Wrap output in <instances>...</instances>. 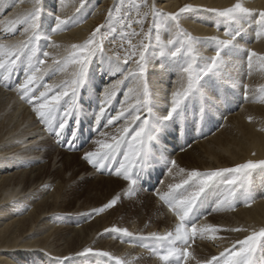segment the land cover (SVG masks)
Segmentation results:
<instances>
[{"label": "bare ground", "instance_id": "bare-ground-1", "mask_svg": "<svg viewBox=\"0 0 264 264\" xmlns=\"http://www.w3.org/2000/svg\"><path fill=\"white\" fill-rule=\"evenodd\" d=\"M97 1L87 0L81 8L79 0H65L64 4L60 0H42V32L51 34V41H39L41 53L48 51L60 59L67 54L71 45L86 42L103 17L104 1H100L92 9V4ZM236 2L237 0H152L150 5L163 13H177L185 5H192L197 9H224ZM242 2L252 10L264 9V0ZM32 8L33 0H0V42L15 44L27 39L29 34L23 31L25 25L11 22L18 21ZM77 8H80L79 12L76 11ZM57 15L62 19L79 18V22L71 24L66 30L51 33ZM216 21L217 18L212 13L204 11L181 16L182 29L202 41L197 45L202 56L214 55V47L207 42V38H228L224 35L225 29L237 27L228 23H221L217 27ZM100 31L103 33L107 30ZM255 32V26L245 24L238 41L244 48L264 55V37L257 39ZM165 33L161 31L162 40L169 38L165 37ZM140 38L131 37L134 44ZM121 41L120 33L106 40V55L119 53L124 56L128 44L126 40L124 43ZM53 42L59 47H49ZM26 63V57L22 56L10 74L0 73V264H58V261L59 264H115L114 260L97 255L100 252L121 258L127 264H162L151 251L155 242L141 238L148 237L151 233L162 235L174 229L176 217L160 199V195L169 191V185L180 183L186 173L192 170L203 172L231 168L248 160H264V91H261L264 89V67L254 58L253 67L249 69L247 52H241L224 79L205 84L202 96L186 102L185 117L168 122V126L159 133L158 140L149 146L151 152L147 165L153 170L144 168L145 166L133 170L138 173L137 181L143 182L147 187L151 186L164 167V174L153 191L141 190L138 182L134 185L131 195L139 193L146 199L143 205L140 202L135 204L136 211L127 213L131 217L122 226L133 235L129 237L106 231L114 228L115 221L111 220L113 211L97 215L93 213L95 208L92 207L104 202L108 196L115 197L119 194L120 197L128 198L129 195L124 194L128 182L114 174L123 157L118 154L115 160L105 161V175H98L104 167L97 168L83 157L86 152L96 149V140L107 139L110 142L111 135L116 134L117 127L123 124V120H120L105 126L107 119L119 110L127 87H132L133 84L126 81L121 85L116 98L97 125L95 114L99 110L103 89L122 77L101 74L99 61L94 59L89 68L88 81L79 91V123L75 118H69L58 141L33 110L43 102V98L28 102L32 97H39L43 87L24 99L16 90L17 85L25 78ZM49 65L51 68L43 83L60 85L70 78L71 67L66 72H53L55 65L52 64L51 56L47 58L46 66ZM5 76L8 78L4 79ZM170 78L172 81L168 84L167 80ZM147 80L153 94L154 111L160 115L166 114L170 94L180 86L176 70L154 56L148 66ZM205 80L209 78L206 77ZM201 108L204 109L203 117ZM74 127L78 129L82 142L93 133L77 153L78 159L82 158L83 161L78 160L82 169L76 178L84 180L94 176L105 187V194L102 196L104 199L93 202L97 205L88 202L83 204L82 208L86 212L82 211L81 215L77 214L78 209L72 212L62 210L67 197L65 190L69 187L68 184L75 181L72 165L76 161V155L73 152H77L78 148L76 151L74 149L78 143L72 139L76 130L71 131V128ZM102 132L108 133V137H101ZM69 141L71 146H68ZM59 151L65 153L62 159L56 156ZM172 160L176 161L177 167H171ZM180 168L185 169V173H180ZM109 171L111 172L108 173ZM182 191L183 189L177 190V193ZM247 192L251 198L250 205L246 203L243 191H239L233 208L214 210L217 194L212 193L195 210L198 215L195 223L198 226L244 228L247 231H218L214 234L217 237L214 240L197 237L189 249L195 259L190 258L187 264H206L213 256H219L225 249H230L236 241L243 240L251 231L264 227V172L260 169L252 173ZM133 198L129 201H135ZM150 198L153 202L149 201ZM89 248L93 250L92 253L80 255ZM255 260L256 264H264V252L258 251Z\"/></svg>", "mask_w": 264, "mask_h": 264}, {"label": "snow or ice", "instance_id": "snow-or-ice-1", "mask_svg": "<svg viewBox=\"0 0 264 264\" xmlns=\"http://www.w3.org/2000/svg\"><path fill=\"white\" fill-rule=\"evenodd\" d=\"M60 3L64 4L65 0H60ZM84 3L85 0H80L81 8ZM125 8V0H119L114 11L109 10L110 30L108 32L101 33L100 29L105 25L99 26L86 42L71 45L67 54L57 59L48 51L41 53L39 41L41 39L51 41V34L42 32V0H33V8L30 12L18 21L11 22L25 25L23 31L29 34L27 39L15 44L0 42V73L10 74L15 70L22 56L26 57L25 78L21 84L17 85L16 90L24 99L29 97L30 93L43 87V91L39 92V97H32L28 102L32 103V99L43 98V102L33 110L58 141L64 133L69 118H75L79 123L81 111L79 91L88 81L89 68L94 59L99 61L101 74L108 73L122 77L110 87L103 89L99 110L95 114L97 125L104 117L106 109L116 98L121 85L126 81L131 82L133 86L127 87L119 110L107 119L105 126L113 125L115 121L120 120H123V124L117 127L116 134L111 135L110 142L107 139L96 140L94 142L97 145L96 149L86 152L83 157L89 164L103 168L105 161L115 160L118 154H122L123 158L119 161V167L115 169L114 174L128 182V188L124 193L127 196L133 193L134 185L138 180V173H134L133 170L142 169L148 162L151 152L149 146L158 140L159 133L168 126V122L182 120L185 117L186 102L202 96L205 84L213 80H223L229 67L241 52H247L249 69L253 67L254 58L264 67V55L244 48L238 41V38L242 37L245 24L256 27L257 39L264 37V9L258 11L249 9L242 0H237L231 7L224 9H197L192 5H185L177 13H163L154 6L150 7L147 0H128V10ZM142 8H148L149 11L142 12ZM131 9H135L136 18L134 20L130 18ZM76 11L79 12L80 8ZM196 11L212 13L217 18V27L221 23L237 26L232 30L225 29L224 35L228 38H207V42L214 47V55L202 56L197 47L202 41L186 33L180 25L182 14ZM149 15L152 16V24L145 32L143 24ZM113 19L128 29H132L133 23L141 26L139 32L135 30L120 32L121 40H126L128 44L124 56L119 53L112 55L105 53L104 42L117 32V29L111 26ZM77 22L79 18L62 19L57 15L51 33L66 30L68 26ZM14 30L11 29V31ZM162 30L170 33L167 40H162ZM137 36L141 38L138 43L134 44L131 37ZM49 47H59V45L53 42L49 44ZM149 49L153 51L150 52ZM50 56L52 64L55 65L53 72L56 70L66 72L69 67L72 68L70 78L60 85L43 83L51 68L50 65L46 66L47 58ZM154 56L174 68L179 78L180 86L171 92L168 106L165 109L166 114L163 115L154 111L153 94L147 80L148 66ZM206 77L209 80H205ZM7 78V76L4 77V79ZM244 87L245 98H247V85ZM49 93H51L50 96ZM203 115L204 109L201 108V116ZM100 135L107 138L109 134L102 132ZM72 139H75V132L72 134ZM68 146H71V141L68 142ZM170 164L172 168L177 167L175 160L170 161ZM257 169L264 172V160H248L231 168L187 172L186 177L180 183L169 185V191L160 195V199L176 217L177 223L174 229L162 235L151 233L148 237L141 239H150L155 242L151 251L162 264H187L190 258L195 259L189 249L197 237L214 240L217 238L214 234L218 231H247L244 228L220 229L210 225L198 226L194 222L195 210L203 205L206 197L212 193L217 194L214 210L233 208L239 191H243L246 203L250 205L251 198L247 192V186L251 183L252 173ZM179 171L185 173L183 168ZM180 189L183 191L177 193ZM119 199L118 194L108 203L94 209L93 213L97 215L103 213L115 206ZM106 231L122 233L129 237L133 235L127 229L116 227L106 229ZM258 251L264 252V227L251 231L243 240L236 241L230 249H225L219 256H213L206 264H256L255 256ZM92 252L93 250L89 248L80 255ZM97 255L108 257L109 260H114L115 264H127L125 260L111 257L106 252H100Z\"/></svg>", "mask_w": 264, "mask_h": 264}, {"label": "rangeland", "instance_id": "rangeland-1", "mask_svg": "<svg viewBox=\"0 0 264 264\" xmlns=\"http://www.w3.org/2000/svg\"><path fill=\"white\" fill-rule=\"evenodd\" d=\"M100 1H104V6L103 7V12L102 15L103 17L101 18V20L97 23L96 25V29L101 26V25H105V27L101 28L100 30H107L104 31L108 32L109 29V22H108V14H109V10H113L116 5H118L119 0H98L97 2L93 3V7L92 9L94 10L95 7L100 3ZM151 1L152 0H147L148 5L151 7ZM87 2V0H85V3ZM80 3V0H79ZM84 3V4H85ZM127 4H128V0H125V5L127 9ZM8 9V8H7ZM141 11H149L148 8H142ZM131 19H135V9H131ZM152 24V16L149 15L148 18L146 19V21L143 24V30L146 32L149 30V27ZM111 26H114L117 29V32L114 33L113 35H117L119 34L121 31H125V32H129L130 30H140V25L133 23L132 25V29H128L124 26H122L119 22H117L115 19H113V21L111 22ZM165 37L168 38L169 37V32L165 33ZM140 38V37H139ZM121 39V38H120ZM122 43H124V40L121 41ZM132 42L134 43L135 41L132 40ZM172 78H170L169 83L172 81ZM93 134V133H92ZM80 151L78 152H73L76 155V161L75 163L72 165L74 168V174H73V179L75 180L74 182L68 184L69 187L67 186V190H65V193L67 195V199L65 198V202L63 205V209L64 211L67 212H72L75 209H78L79 211L77 212V214H80L83 212H86V210H84L83 208V204L85 203H89L91 205H97L96 203L93 202H97L100 201L101 198H103L102 196L105 194L104 190L105 187L104 185H101V183H98V180H96L94 178V176L91 177H87V179L81 180V179H77L76 177L78 176L79 172H81V165L78 163V160H82L83 159H78V154ZM56 156H58V159H62L63 157H65V153L63 151H59ZM60 157V158H59ZM80 162V161H79ZM46 164H48V160H46ZM164 174V167L161 170V173L159 174V177L156 179V181L153 183V187L151 188L150 191L154 190L156 188V186L158 185L160 179L162 178ZM98 175H100V171L98 172ZM105 175V174H103ZM110 176V174H107ZM76 178V179H75ZM97 183V184H96ZM96 184V186L94 185ZM138 188H140L141 190H143V188L141 186H138ZM99 197V198H98ZM114 198V195L112 196H108L107 199L104 200V202H101V204H99L98 206L92 207V208H99L101 206H103L104 204L108 203L110 200H112ZM134 197V198H133ZM135 199V201H129V199ZM104 199V198H103ZM145 197L141 196L139 193L138 194H134V195H129L128 198L127 197H120V199L117 201L116 205L113 206L110 209H107L104 212H111L113 211L112 215H111V220L115 221V223H113L114 227L116 228H122V226H124L125 224H127V222H129V217H131V214H127L128 212H135L136 211V205L138 204V202H140V204L143 205V202H145ZM109 200V201H108ZM137 200V202H136ZM120 201V202H119ZM127 201V202H126ZM149 201L153 202V199L150 198ZM125 204H124V203ZM135 202V203H134ZM78 203V204H77ZM136 204V205H135ZM117 206V207H116ZM83 207V208H82ZM66 212V213H67ZM103 212V213H104ZM65 214V213H62ZM123 229V228H122Z\"/></svg>", "mask_w": 264, "mask_h": 264}]
</instances>
